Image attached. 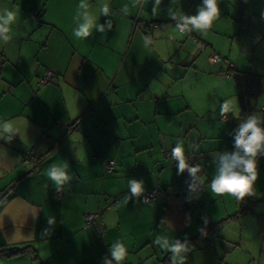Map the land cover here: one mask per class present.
Instances as JSON below:
<instances>
[{"label": "crops", "instance_id": "crops-1", "mask_svg": "<svg viewBox=\"0 0 264 264\" xmlns=\"http://www.w3.org/2000/svg\"><path fill=\"white\" fill-rule=\"evenodd\" d=\"M105 3L108 15L100 11ZM202 3L0 0V11L17 12L10 39L0 40V123L8 121L13 129L0 132V250L26 246L0 254V264H104L105 257L116 264L109 249L117 241L126 248L121 264H173L171 251L161 247L164 238L187 245L184 264H223L225 246L235 249L260 231L264 156L258 157V179L245 197L246 209L228 193H211L209 184L215 173L212 153L231 152L239 123L264 112L247 100L257 96L245 94L244 81L239 80L241 93L238 82L221 75L228 66L211 63L208 55L227 58L238 73L264 68V0H218L220 13L210 28L180 32L175 20L197 15ZM85 11L98 17L104 32L94 28L79 39L73 29ZM228 19L242 23L239 39L260 42L250 49L251 57L241 47L232 53L234 44L224 40L237 31L225 25ZM47 71L50 80L38 83ZM234 99L238 117L230 112L225 120L220 104ZM177 143L189 165H200L196 178L187 170L178 175L176 161L165 155ZM28 148L33 154L22 162ZM105 158L116 160L112 171H105ZM62 163L72 179L56 198L47 171ZM131 179L143 181V192L172 191L181 182L188 190L147 204L132 196ZM112 198L102 213L100 240L93 227L83 226V215ZM48 217H55V224L49 225ZM241 252L250 253L247 247Z\"/></svg>", "mask_w": 264, "mask_h": 264}, {"label": "clouds", "instance_id": "clouds-1", "mask_svg": "<svg viewBox=\"0 0 264 264\" xmlns=\"http://www.w3.org/2000/svg\"><path fill=\"white\" fill-rule=\"evenodd\" d=\"M157 3H159V0H157ZM79 7L86 8V5L81 3ZM100 11L102 14L108 15V4L105 3ZM219 13L218 0H203V6L199 7L198 14L190 17L182 16L183 23L178 24L177 28L180 32L190 31L193 28L199 31L207 30L211 27ZM16 16L17 12L14 10L3 9L0 11V40L7 41L10 39L8 35L11 30L10 26L15 22ZM82 17L83 22L73 29L75 37L86 39L92 35L94 28H97L100 32H104V26L96 22L98 17L91 15L87 11L82 13ZM109 27H111V22H109ZM236 109L237 103L225 100L220 104L219 114L225 120L230 112L238 117ZM12 130L10 122L4 121L0 123V132L10 133ZM231 135L233 138V150L231 152L212 153L215 173L209 184V188L211 193L215 195L228 193L241 201L246 196L253 194V185L258 179V157L264 156V117L256 113L247 116L239 123ZM8 139H11V137L9 136ZM171 155L176 161L178 175H182L187 170L193 178H196L197 173L201 170L200 165H189L187 163L182 143H177L172 148ZM67 169V163H62L53 164L47 171L48 178L54 182L58 191L62 189L65 183L72 179ZM201 182H203L202 178ZM190 187L193 186L190 185ZM128 188L132 196L139 197L143 192V181L131 179L128 181ZM127 200L128 198H126L125 203H127ZM55 222V217L47 218L49 225L55 224ZM45 231L47 232V229ZM156 243H161L159 237ZM161 247L171 251L173 264H175L177 259H179L180 264H184V257L181 256V253L189 250L186 244H181L179 240H175V242L169 244L168 239L164 238ZM109 250L116 264H121L126 256L124 244L121 241H117ZM104 264H113V262L105 257Z\"/></svg>", "mask_w": 264, "mask_h": 264}, {"label": "rangeland", "instance_id": "rangeland-1", "mask_svg": "<svg viewBox=\"0 0 264 264\" xmlns=\"http://www.w3.org/2000/svg\"><path fill=\"white\" fill-rule=\"evenodd\" d=\"M203 6V3H202ZM199 7L200 4H199ZM198 7V8H199ZM218 7L220 9V5L218 4ZM199 10V9H198ZM229 24H232L231 26H233V29L236 28V32L234 34H232V32L228 33L229 36H225L223 37L224 40L227 42V44H229V42L234 44L233 47V52H236L239 50V47L242 48V50H249L248 51V55L244 54L243 60L248 59V57H251V51L250 49H253V47H255L254 43H257V46L259 47L261 44L260 42H257L256 40H252V38H250L248 41L247 39H245V35L242 36L241 39H239V35H240V27L239 25L241 23H236L235 21H232L230 19H228L225 23V25L228 27ZM248 38V37H247ZM260 44V45H259ZM257 52V50H256ZM256 55V53H255ZM248 56V57H247ZM253 63L255 64V62H257V59L254 58L253 59ZM259 63V62H257ZM244 71L246 77L250 78V80L252 81L253 79H255L259 84L255 83L256 87L255 89L259 91V93L256 95L257 97H250L247 100L250 101V103L252 105L256 106V112H264L260 110V104L264 103V84L261 85V82L264 83V80L257 79L260 76H264V68H257L258 72H251L248 70H240L239 72ZM238 71H235V73H233L231 76H229L231 78V80L235 83V82H239L240 84V79L242 81H245L244 77H240L241 73H236ZM242 75V74H241ZM239 77V78H238ZM247 80V79H246ZM236 84V83H235ZM242 87V86H241ZM239 89V88H238ZM242 89H239V91H241ZM238 95H240L238 93ZM237 96H235L236 98ZM234 102L238 104L237 99H234ZM249 235H251V237L248 239H245L243 241V243L241 244V246L239 245L237 248L235 249H228L227 246H225V257L223 258V264H264V232H260L259 229H256V234L252 235L249 233ZM247 247V249L250 251L249 254H244L241 252L242 249H245V247ZM222 248V247H221Z\"/></svg>", "mask_w": 264, "mask_h": 264}, {"label": "built area", "instance_id": "built-area-1", "mask_svg": "<svg viewBox=\"0 0 264 264\" xmlns=\"http://www.w3.org/2000/svg\"><path fill=\"white\" fill-rule=\"evenodd\" d=\"M177 24H182L180 22H176ZM161 25L160 23H153L152 26L157 27ZM147 36H149V34L147 33ZM192 39L198 40V37H196L195 35L191 36ZM205 46V42L200 41V49H203V47ZM208 60L211 63H219L220 61H223L228 68L225 69L224 71H222L221 75L228 77L231 75L230 73V69L232 66H230V63L228 62L227 58L222 57L221 55L217 54V53H211L208 55ZM52 74L50 71H47V73L41 77L38 81V83H45L47 81L50 80ZM260 110L264 111V105L260 106ZM172 150L166 151L165 155L169 158H171L172 160H174L172 158L171 155ZM33 154V149L32 148H28L26 149L23 154H22V162H27L30 158V156ZM116 165V160L114 158H105L103 159V166L105 171H112L113 168ZM68 190V186H65L63 189L61 190H56V192H54L53 196L56 198H60L66 191ZM188 190V185L185 182H181L178 186L177 189L172 190V191H167L161 188H152L148 191L142 192V194L140 195V199L142 202L147 203V204H152V202L157 199V198H167L169 196H182L184 195V193ZM115 202V199L112 198L107 204L101 206L97 211L95 212H87L84 213L83 215V226L87 227H93L100 240H103L104 234H105V226L104 223L101 219L102 217V213L105 210H108L112 204ZM247 205V202L245 200V198L243 200L240 201V206L241 207H245ZM211 234L213 236H215V232L211 231Z\"/></svg>", "mask_w": 264, "mask_h": 264}, {"label": "trees", "instance_id": "trees-1", "mask_svg": "<svg viewBox=\"0 0 264 264\" xmlns=\"http://www.w3.org/2000/svg\"><path fill=\"white\" fill-rule=\"evenodd\" d=\"M177 21L175 20V23H176ZM179 22V21H178ZM153 23H159V22H153ZM152 23V24H153ZM238 23H241L240 21H238ZM161 24V23H160ZM176 25H178L177 23H176ZM242 25V23L240 24V26ZM179 30V29H178ZM230 69V73H235V71H233L232 70V67L231 68H229ZM236 73H238V72H236ZM239 73H241L240 74V77L242 76V77H244L245 78V81H244V83H245V88H246V92H245V94L246 95H250V93H253V94H255V95H257L258 93H259V91L258 90H256L255 89V87H256V85H254L253 83H257V84H259L255 79H253L252 81L250 80V78H248V77H246V75H245V72L244 71H241V72H239ZM239 78V77H238ZM247 79V80H246ZM257 79H260V81L261 80H264V76H260L259 78H257ZM241 80V79H240ZM238 84V88L239 89H242L243 90V87H241L240 86V84H239V82L237 83ZM240 91L241 93L243 92V91ZM258 96V95H257ZM262 111V110H261ZM162 189V188H161ZM165 190V189H164ZM245 200H246V198H245ZM246 202H247V204H248V201L246 200ZM243 210L244 209H246L247 208V205L245 206V207H241ZM257 222H258V225H259V227H260V231L262 232V231H264V213H257ZM24 247H26V246H23V247H17V246H12V247H5V248H3L2 250H0V254H5V255H13V254H16V253H18V252H20ZM220 264H222V263H220Z\"/></svg>", "mask_w": 264, "mask_h": 264}]
</instances>
